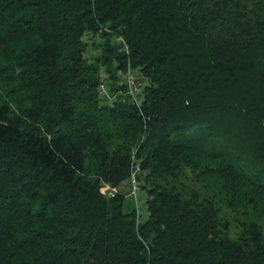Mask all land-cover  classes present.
<instances>
[{
	"label": "trees",
	"instance_id": "obj_1",
	"mask_svg": "<svg viewBox=\"0 0 264 264\" xmlns=\"http://www.w3.org/2000/svg\"><path fill=\"white\" fill-rule=\"evenodd\" d=\"M0 264H264V0H0Z\"/></svg>",
	"mask_w": 264,
	"mask_h": 264
},
{
	"label": "rangeland",
	"instance_id": "obj_2",
	"mask_svg": "<svg viewBox=\"0 0 264 264\" xmlns=\"http://www.w3.org/2000/svg\"><path fill=\"white\" fill-rule=\"evenodd\" d=\"M85 40H88V48H87L88 56L89 57L99 56L101 54V48L99 47V45L103 43V40L97 35L86 36ZM142 90H143L142 87H140V91L138 92L139 95L142 93ZM105 190H108V187ZM123 191L129 194L127 197L128 205L131 204L135 207H138L142 216L145 217L146 209L144 208V203L148 195L145 191L141 190L140 186L138 185V182H136V179L132 180V185L129 184L125 186Z\"/></svg>",
	"mask_w": 264,
	"mask_h": 264
},
{
	"label": "built area",
	"instance_id": "obj_3",
	"mask_svg": "<svg viewBox=\"0 0 264 264\" xmlns=\"http://www.w3.org/2000/svg\"><path fill=\"white\" fill-rule=\"evenodd\" d=\"M126 79H127L129 94L134 99H136L138 92L140 91L141 82L139 81L138 77H136V75L131 71H128L126 75Z\"/></svg>",
	"mask_w": 264,
	"mask_h": 264
}]
</instances>
